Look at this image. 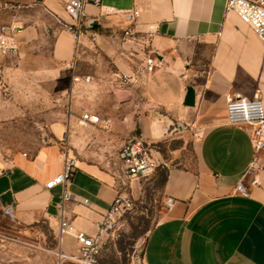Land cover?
I'll list each match as a JSON object with an SVG mask.
<instances>
[{"label":"crops","instance_id":"1","mask_svg":"<svg viewBox=\"0 0 264 264\" xmlns=\"http://www.w3.org/2000/svg\"><path fill=\"white\" fill-rule=\"evenodd\" d=\"M226 2L88 1L86 33L76 48L67 28L73 20L66 0H0V24L19 27V50L40 36H52L53 61H90L87 85L93 95L98 88L99 100L84 105L106 120L111 136L123 140L137 132L163 141L159 158L167 164V179L162 195L166 202L173 199V205L165 207L147 233L142 264H264V172L250 195L235 190L253 146L250 128L229 123L226 109L229 97L258 94L264 101V40L237 12L227 10ZM134 8L139 15L126 20L123 12ZM128 25L138 31L140 41L122 40ZM92 33L97 34L95 42ZM147 55L162 60L151 75L144 68ZM120 72L137 73L139 82L113 80ZM192 149L196 167H182ZM0 164V204L14 203L16 218L25 225L49 221L57 231L62 187L47 188L45 182L63 169L59 145H44L31 156L18 153ZM120 184L98 163L77 161L68 184L75 199L66 204L76 230L98 231ZM85 197L88 204L80 201ZM65 238L75 242L71 235Z\"/></svg>","mask_w":264,"mask_h":264},{"label":"rangeland","instance_id":"2","mask_svg":"<svg viewBox=\"0 0 264 264\" xmlns=\"http://www.w3.org/2000/svg\"><path fill=\"white\" fill-rule=\"evenodd\" d=\"M52 40V36H40L18 56L0 55V162H8L18 153L31 156L42 146L57 143L77 161L98 163L100 169L123 182L118 150L125 140L139 133L125 134L120 140L109 134L110 127L92 128L81 123V115L87 110L84 104L99 100L98 88L93 95L88 81L82 78L76 83L73 75H87L91 63L88 59H80L75 65L53 61ZM56 124L62 127L59 134ZM76 128L90 130L79 133ZM187 157L182 167L195 168L194 149ZM2 168L0 164V171ZM159 178L157 170L133 184L126 180L135 206L121 216L110 233L100 264H142L145 237L167 206ZM75 248V242L68 238L64 245L60 243L49 221L25 225L6 216L0 204V264H78L60 257L61 251Z\"/></svg>","mask_w":264,"mask_h":264},{"label":"built area","instance_id":"3","mask_svg":"<svg viewBox=\"0 0 264 264\" xmlns=\"http://www.w3.org/2000/svg\"><path fill=\"white\" fill-rule=\"evenodd\" d=\"M88 1L95 5H99L101 2V0H66V12L73 20V22L67 23V28L75 40L76 48L82 43L81 36L86 33L88 24L85 4ZM4 6H6V3H4ZM226 9L237 12L241 19L250 24L264 40V0H227ZM123 15L126 20L133 21L139 15V10L134 8L123 12ZM18 30L19 27L13 24H0V55L10 57L19 55V45L15 37ZM96 38L97 34L92 33L90 39L95 42ZM140 39L138 31L131 25L123 28V41L132 42L140 41ZM74 63L72 61L71 64L74 65ZM161 66L162 60L150 55L145 57L144 68L147 75H151ZM82 78L89 82L92 76L73 75L75 81H81ZM112 78L128 85H135L139 82V75L134 72L114 73ZM226 109L229 123L250 128L253 157L235 186L238 193L248 196L250 195L251 186L260 185V173L264 172V101L258 94L253 97H229ZM81 120L108 127V124L104 123L106 120L102 119L98 113L88 109L82 113ZM162 148L163 141L149 140L139 134H134L123 142L118 151L120 176L123 178V182H121L115 198L98 221V231L95 234L76 230L72 218L68 214L66 204L75 199L73 193L68 189V184L75 174L77 160L69 155L67 151H61L63 169L45 182L47 188L62 187L61 201L58 204L57 230L60 243L64 245V236L66 235H71L75 239V250L70 252L61 251V258L70 259L78 264H100L99 260L110 233L117 228L121 216L135 206V198L126 190V180L146 177L155 172L158 167L166 166L167 164L159 158ZM245 180H248L249 184H246ZM80 201L83 204H88L89 199L85 197ZM172 205L173 199H170L167 206L171 208ZM3 212L6 216L17 219L14 203L5 204Z\"/></svg>","mask_w":264,"mask_h":264},{"label":"trees","instance_id":"4","mask_svg":"<svg viewBox=\"0 0 264 264\" xmlns=\"http://www.w3.org/2000/svg\"><path fill=\"white\" fill-rule=\"evenodd\" d=\"M156 170L159 171V181L161 184H163L167 179V167L166 166H160Z\"/></svg>","mask_w":264,"mask_h":264},{"label":"bare ground","instance_id":"5","mask_svg":"<svg viewBox=\"0 0 264 264\" xmlns=\"http://www.w3.org/2000/svg\"><path fill=\"white\" fill-rule=\"evenodd\" d=\"M82 121V120H81ZM83 122V121H82ZM84 123V122H83Z\"/></svg>","mask_w":264,"mask_h":264}]
</instances>
